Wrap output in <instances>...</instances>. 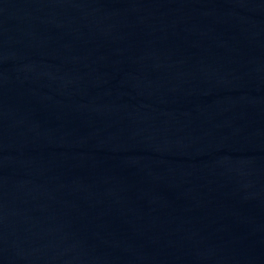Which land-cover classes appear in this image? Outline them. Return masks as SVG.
I'll use <instances>...</instances> for the list:
<instances>
[{
	"label": "water",
	"instance_id": "1",
	"mask_svg": "<svg viewBox=\"0 0 264 264\" xmlns=\"http://www.w3.org/2000/svg\"><path fill=\"white\" fill-rule=\"evenodd\" d=\"M0 264H264V0H0Z\"/></svg>",
	"mask_w": 264,
	"mask_h": 264
}]
</instances>
